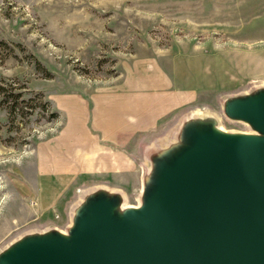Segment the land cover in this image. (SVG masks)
I'll list each match as a JSON object with an SVG mask.
<instances>
[{"label":"rangeland","instance_id":"obj_1","mask_svg":"<svg viewBox=\"0 0 264 264\" xmlns=\"http://www.w3.org/2000/svg\"><path fill=\"white\" fill-rule=\"evenodd\" d=\"M139 62L178 65L182 80L210 89L197 107L219 111L221 93L264 83V0H0V247L30 226L63 227L77 190L93 184L137 203L143 144L178 114L124 148L135 172L104 159L64 183L42 169L43 158L57 166L54 144L81 108L93 132L92 95ZM9 92L24 99L13 120Z\"/></svg>","mask_w":264,"mask_h":264},{"label":"water","instance_id":"obj_2","mask_svg":"<svg viewBox=\"0 0 264 264\" xmlns=\"http://www.w3.org/2000/svg\"><path fill=\"white\" fill-rule=\"evenodd\" d=\"M218 103L143 144L136 204L120 187L78 189L67 224L21 230L0 264H264V83Z\"/></svg>","mask_w":264,"mask_h":264},{"label":"crops","instance_id":"obj_3","mask_svg":"<svg viewBox=\"0 0 264 264\" xmlns=\"http://www.w3.org/2000/svg\"><path fill=\"white\" fill-rule=\"evenodd\" d=\"M181 78L176 64L166 70L157 63L139 62L124 76L95 92L90 116L93 132L86 128L87 112L81 108L75 128L63 133L60 142L54 144L57 166L47 165L43 158V175L57 177L65 183L72 175L96 169L104 159H117L118 166H125L124 171L135 172L124 148L137 143L140 136L153 132L185 108L198 105L199 94L205 89ZM73 136L74 143L68 141ZM114 166L106 164L104 168Z\"/></svg>","mask_w":264,"mask_h":264},{"label":"trees","instance_id":"obj_4","mask_svg":"<svg viewBox=\"0 0 264 264\" xmlns=\"http://www.w3.org/2000/svg\"><path fill=\"white\" fill-rule=\"evenodd\" d=\"M21 96L22 95L19 92H17V93L9 92L10 101H9L6 109H7V113H8L9 118L12 120H13V118H15V116L17 114L18 115L23 114L22 112L20 114L17 112V111L20 112V107H19L20 103L24 101V99L21 98ZM27 108H28V105H27ZM31 108H33L32 105H31ZM52 116H54V115H52Z\"/></svg>","mask_w":264,"mask_h":264}]
</instances>
